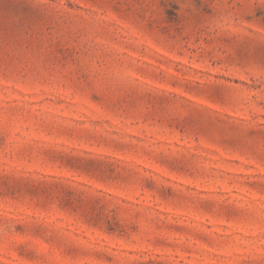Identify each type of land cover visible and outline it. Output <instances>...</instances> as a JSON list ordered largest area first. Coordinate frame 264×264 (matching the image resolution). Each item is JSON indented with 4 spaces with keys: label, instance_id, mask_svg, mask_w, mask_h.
Masks as SVG:
<instances>
[{
    "label": "rangeland",
    "instance_id": "374dc122",
    "mask_svg": "<svg viewBox=\"0 0 264 264\" xmlns=\"http://www.w3.org/2000/svg\"><path fill=\"white\" fill-rule=\"evenodd\" d=\"M0 264H264V0H0Z\"/></svg>",
    "mask_w": 264,
    "mask_h": 264
}]
</instances>
